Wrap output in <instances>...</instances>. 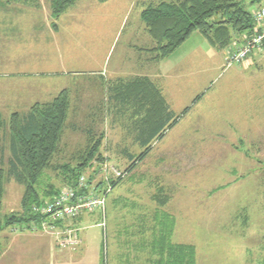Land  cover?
<instances>
[{"label": "rangeland", "instance_id": "obj_1", "mask_svg": "<svg viewBox=\"0 0 264 264\" xmlns=\"http://www.w3.org/2000/svg\"><path fill=\"white\" fill-rule=\"evenodd\" d=\"M159 1L77 0L55 16L52 0H0V18L22 25L13 26L14 35L19 29L20 36L29 34L30 51L41 52L29 68L46 73L23 85L0 83V105H7H1L0 113L9 122L13 106L44 103L67 91L70 110L60 151L53 158L57 166L74 160L90 130L96 138L102 136L98 149L104 159L94 160L83 173L100 189L108 187L104 177L109 176L102 173L106 166L108 175L111 167L124 175L112 187L104 210L84 213L77 221L91 249L105 245L98 225L102 219L105 234L112 224L124 231L129 225L131 231L173 233L174 246L167 251L173 264L188 261L184 245L193 247L195 264H264V62L229 66L227 57L237 43L207 53L208 41L196 31L172 54L176 56L155 63L156 42L142 11ZM258 3L244 0L251 11ZM129 7L122 27L119 19ZM201 42L204 47L189 57L182 77L168 79L171 106L181 118L163 138L154 139L148 155L128 171L129 153L137 157L145 150L137 127L146 111L110 100L111 83L119 75L179 67L187 62L181 57L184 51ZM200 90L202 100L192 103ZM187 107L190 111L183 115ZM50 184L65 187L53 169L41 178V196ZM24 192L25 186L7 177L4 216L22 210ZM9 229L4 225L0 236ZM159 235V246L160 241L166 245Z\"/></svg>", "mask_w": 264, "mask_h": 264}, {"label": "trees", "instance_id": "obj_2", "mask_svg": "<svg viewBox=\"0 0 264 264\" xmlns=\"http://www.w3.org/2000/svg\"><path fill=\"white\" fill-rule=\"evenodd\" d=\"M76 1L52 0L54 15L60 16ZM142 19L156 42L153 49L157 61L173 54L196 31L213 47L225 49L255 27L252 11L247 9L244 0H160L143 9ZM109 98L123 105H137L146 111L137 127V137H142L139 143L145 150L137 157L129 153L132 165L127 170L131 171L148 155L153 140L163 138L166 131L178 123L181 115L171 109L161 89L147 76L111 83ZM69 110V94L63 90L51 101L35 103L25 112H13L9 122L0 113V231L4 225L23 231L30 223L39 220L31 210L32 205L51 198L61 189L50 184L42 190L41 196L38 187L46 170H56L63 184L72 186L94 160L104 159L98 149L102 136L96 138L90 130L85 148L76 153L73 161L54 165L53 158L60 151ZM187 111L188 108L183 115ZM8 125L10 138L7 142L5 129ZM7 177L25 186V192L21 200L22 210L4 216ZM184 246L187 251L183 249V256L187 253L190 256L185 263L195 264L193 247ZM2 251L0 236V257Z\"/></svg>", "mask_w": 264, "mask_h": 264}, {"label": "crops", "instance_id": "obj_3", "mask_svg": "<svg viewBox=\"0 0 264 264\" xmlns=\"http://www.w3.org/2000/svg\"><path fill=\"white\" fill-rule=\"evenodd\" d=\"M257 2H259V0ZM129 10L130 7L127 8V10L125 9L122 12V15L125 16H123V19H119L120 25H122V27L126 20V14ZM13 26L22 27V25H14V23L5 22L2 18H0V83H10L11 86L18 84L23 85L24 83L31 81V77L39 79L43 78L44 74H46L43 71L31 70L29 68L30 61L34 59L38 61L41 52H31V48L29 46V34L28 36H20L21 30L19 29V31L17 30V32L15 33H18V36H15L13 31L11 30L14 29ZM22 37L24 39H22ZM235 42L237 43L238 48L243 44L244 41L243 38L240 37ZM208 44L209 47L206 48V52L210 53L212 49L209 48L215 47H213L209 42ZM193 47L195 48H192V50L191 48H189L188 51H184L185 54L183 53L181 55L182 60L186 59L187 62L179 67L177 65L171 66L172 69L157 71L152 74L143 73L141 75L139 73H130L125 77L123 75H119L117 76V78L119 79H117L116 82L121 81L122 79H129L136 75L147 76L161 89L162 94L171 106L168 94L170 93V91H172V87L168 88V86H170L168 79L181 78L182 76L180 73L184 72L182 70H186L185 68H187V66L189 65V57L191 55H194L196 52H199L200 49L204 47V43L201 42V44L199 43ZM43 53L44 51L42 52V54ZM170 56L174 57L176 56V54H171ZM165 59H162L159 62H157L156 60L155 63H161ZM263 59L264 54L258 51H255L250 58L251 61L253 60L255 62H264ZM177 84L178 83L176 81L175 85ZM9 92L6 93L8 94ZM203 93L204 92L202 90L198 91V93L194 96L192 103L197 99L194 103L198 104L203 98L201 97ZM2 96H0V100ZM36 102H38V99L36 100ZM1 105H4L5 107L7 106L6 104ZM1 105L0 111H2L1 109L3 108L1 107ZM31 106L32 105L29 104H17L13 106L10 111L22 112L24 110L23 112H25L29 110ZM187 108L188 111L186 113L188 114L191 107ZM187 108L182 109L185 110ZM171 109H173L172 106ZM184 110H182L181 113ZM254 115H252V117H254ZM246 117L250 118L249 113L248 115L246 114ZM137 138L138 141H142V137ZM107 217L108 215H106V221ZM100 221L101 222H99L98 225L103 227L105 245L102 244V246L98 249H91L90 247H88L86 242H84L81 233L80 236L82 238V243L78 248H60L55 245V239L51 235L29 230H14L10 226L9 231L7 233H4L3 237H1L3 243V251L0 257V264H173L172 262H170L167 252L169 250L168 248L173 246L172 244H174L173 240L171 239V237L173 238V233L169 232L168 234L159 232L157 230L142 229L131 231L132 229H130L129 225L128 228H126V230L124 231L116 229V224H112L111 226H109L111 227V229L105 234V226H107V223L103 225L102 219ZM159 233V236L164 239L166 245H163V241H160L159 246V243L157 241V236ZM109 236L113 238L112 244L109 243ZM167 243H169L170 245H168Z\"/></svg>", "mask_w": 264, "mask_h": 264}, {"label": "built area", "instance_id": "obj_4", "mask_svg": "<svg viewBox=\"0 0 264 264\" xmlns=\"http://www.w3.org/2000/svg\"><path fill=\"white\" fill-rule=\"evenodd\" d=\"M252 14L255 27L251 33L242 37L244 42L240 47L230 51L227 57L229 66L234 62L249 61L255 51L264 52V0H259ZM111 168L109 175L108 166L102 169V173L109 176L104 177L105 183L108 184L107 188L100 189L82 173L75 185L65 186L51 198L33 204L31 210L39 216V220L30 223L24 229L53 236L55 245L60 248H78L82 243L80 228L77 226L78 219L84 213L104 210L112 187L114 188L112 180L118 181L124 175L118 168Z\"/></svg>", "mask_w": 264, "mask_h": 264}]
</instances>
